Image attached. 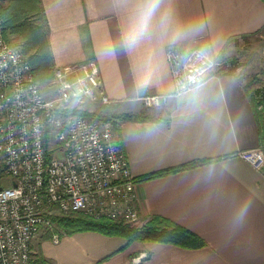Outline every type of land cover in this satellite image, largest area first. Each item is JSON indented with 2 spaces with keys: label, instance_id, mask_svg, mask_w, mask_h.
Masks as SVG:
<instances>
[{
  "label": "crops",
  "instance_id": "0c3cea01",
  "mask_svg": "<svg viewBox=\"0 0 264 264\" xmlns=\"http://www.w3.org/2000/svg\"><path fill=\"white\" fill-rule=\"evenodd\" d=\"M54 65L96 61L110 102L107 114L144 112L123 120L119 137L135 178L139 223L160 215L198 234L199 248L126 239L94 230H39L31 255L47 264H264V166L239 154L259 146L251 89L238 68L220 66L200 85L174 91L165 58L200 47L216 57L241 35L264 29V0H160L132 47L124 39L141 22L147 0H39ZM230 37L231 42L224 47ZM168 94L144 106L146 94ZM99 105V104H97ZM261 105H258V109ZM115 131V130H114ZM116 132V131H115ZM214 159L151 179L139 176ZM145 256L138 262L132 257Z\"/></svg>",
  "mask_w": 264,
  "mask_h": 264
},
{
  "label": "built area",
  "instance_id": "2783aa9c",
  "mask_svg": "<svg viewBox=\"0 0 264 264\" xmlns=\"http://www.w3.org/2000/svg\"><path fill=\"white\" fill-rule=\"evenodd\" d=\"M165 58L175 92L200 85L218 68L200 47L181 56L168 46ZM48 87L49 95L21 47L5 37L0 14V264H29L31 239L41 229L57 241L56 215L81 213L126 224L140 220L135 179L112 122L83 113L91 111L89 105L110 102L96 61L54 65ZM168 96L152 93L140 100L160 106ZM239 154L264 166L260 146Z\"/></svg>",
  "mask_w": 264,
  "mask_h": 264
},
{
  "label": "trees",
  "instance_id": "16d2710c",
  "mask_svg": "<svg viewBox=\"0 0 264 264\" xmlns=\"http://www.w3.org/2000/svg\"><path fill=\"white\" fill-rule=\"evenodd\" d=\"M0 14L5 29L11 33H16L22 37L23 53L27 55L36 81L48 85L53 73V59L46 33V19L42 13L39 0H7V3L0 4ZM262 30V29H261ZM248 35H241L246 37ZM233 37H230L224 47H226ZM227 61V60H226ZM230 68H236L239 61L234 58L228 60ZM254 81V80H253ZM250 84V83H249ZM251 85V84H250ZM250 96L253 103L254 115L259 126V146L264 150V124L261 120L264 117V84L251 89ZM258 105L261 107L258 109ZM83 113L108 119L112 122L114 130L119 137V126L123 120L145 121L157 117L144 112L113 113L107 116L96 112ZM118 144L121 147L120 138ZM214 159L188 162L182 165L156 170L143 174L138 179H151L168 173L176 172L194 165L211 162ZM135 179V178H134ZM55 224L62 227L64 232L72 233L81 230H94L106 235H118L126 239V242L133 240L154 241L161 243H171L183 248H199L206 245V241L198 234L177 224L176 222L160 215H152L140 224H126L116 222L108 218H91L84 214L56 215L52 217ZM29 264H47V261L40 255L31 256Z\"/></svg>",
  "mask_w": 264,
  "mask_h": 264
},
{
  "label": "rangeland",
  "instance_id": "374dc122",
  "mask_svg": "<svg viewBox=\"0 0 264 264\" xmlns=\"http://www.w3.org/2000/svg\"><path fill=\"white\" fill-rule=\"evenodd\" d=\"M4 3L6 4L7 0L1 2V4ZM4 32L5 37L10 43L18 45L23 49V44L20 42L22 37L6 29ZM235 57L239 61L236 68H238L239 74H241L246 83H250L252 86L264 84V29L253 35L240 37L238 40L232 42L228 49L223 50L215 57V60L220 63V66L228 67L229 62L227 61L230 60V58L235 59ZM217 66L219 67V65ZM41 89L47 95L51 93V89L48 85L41 84ZM102 106L92 104L89 105L88 108L97 114L104 116L109 115ZM261 122L264 124V117H262ZM54 229L56 231L63 230L62 227L57 224H54Z\"/></svg>",
  "mask_w": 264,
  "mask_h": 264
},
{
  "label": "clouds",
  "instance_id": "9594fccd",
  "mask_svg": "<svg viewBox=\"0 0 264 264\" xmlns=\"http://www.w3.org/2000/svg\"><path fill=\"white\" fill-rule=\"evenodd\" d=\"M160 0H147L146 7L141 12V22L125 36L124 44L128 47L134 46L143 36V20L150 17L156 10Z\"/></svg>",
  "mask_w": 264,
  "mask_h": 264
},
{
  "label": "bare ground",
  "instance_id": "6f19581e",
  "mask_svg": "<svg viewBox=\"0 0 264 264\" xmlns=\"http://www.w3.org/2000/svg\"><path fill=\"white\" fill-rule=\"evenodd\" d=\"M116 133V132H115ZM118 141V140H117Z\"/></svg>",
  "mask_w": 264,
  "mask_h": 264
}]
</instances>
